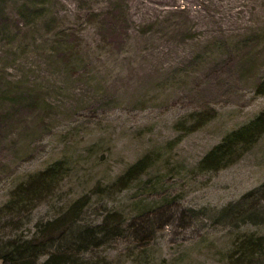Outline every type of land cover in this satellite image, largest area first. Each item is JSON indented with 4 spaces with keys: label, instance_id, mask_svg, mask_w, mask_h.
Here are the masks:
<instances>
[{
    "label": "rangeland",
    "instance_id": "374dc122",
    "mask_svg": "<svg viewBox=\"0 0 264 264\" xmlns=\"http://www.w3.org/2000/svg\"><path fill=\"white\" fill-rule=\"evenodd\" d=\"M263 79L264 0H0V264H264V133L203 163Z\"/></svg>",
    "mask_w": 264,
    "mask_h": 264
},
{
    "label": "trees",
    "instance_id": "16d2710c",
    "mask_svg": "<svg viewBox=\"0 0 264 264\" xmlns=\"http://www.w3.org/2000/svg\"><path fill=\"white\" fill-rule=\"evenodd\" d=\"M260 91L264 92V79L262 83L260 84ZM264 133V110L254 119V121L249 124L248 126L241 128L240 130H237L225 137V139L215 146L204 158L203 163H209L214 164V167L216 169L221 168L223 165H226L230 160H228V157L231 150L234 149L236 146H239L242 142H246L247 144L252 143L256 141L262 134ZM228 161L227 163H225ZM144 160H141L139 163L131 167L126 174L122 177L123 178H129L133 175H135L136 172H138L139 168L143 166ZM39 180V182L43 183L47 180L46 177ZM38 182V184H34L30 189L33 192H37L38 189H42L41 184ZM47 182V181H46ZM44 185V183H43ZM233 206L229 205L224 208L225 214H230V212L233 211ZM121 227V226H120ZM120 227H111L103 229L102 232L106 235V237L109 235V233H112L115 231V229ZM45 225V229H46ZM111 230V231H110ZM51 231V232H50ZM110 231V232H109ZM96 234H93L91 232L87 231H78V230H72L65 235L62 231L56 236L55 233L52 232V230L48 229L46 231L45 241L37 244H21V245H14L11 250H6L7 254L4 256V260L8 264H34L35 258L42 254L47 248H49L48 244L51 240H54V242L57 244L62 245L63 247L61 250V254L55 255L51 254L46 261H44L43 264H59L63 261H67L68 257L73 254H77L82 247L86 246L88 244V241L91 240V238L95 237ZM262 244L260 238L254 239L249 238L246 242V245L244 246V249L242 250V253L240 255V258L238 260H244L248 256H255L256 252H258V245ZM62 257V258H61ZM61 259V260H60ZM62 261V262H61Z\"/></svg>",
    "mask_w": 264,
    "mask_h": 264
}]
</instances>
